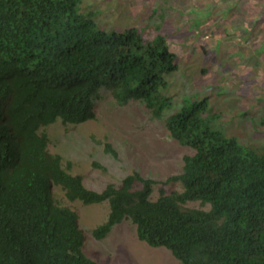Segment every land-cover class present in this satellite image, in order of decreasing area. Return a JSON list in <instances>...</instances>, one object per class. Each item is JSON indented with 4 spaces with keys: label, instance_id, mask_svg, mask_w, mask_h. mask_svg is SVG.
I'll use <instances>...</instances> for the list:
<instances>
[{
    "label": "trees",
    "instance_id": "16d2710c",
    "mask_svg": "<svg viewBox=\"0 0 264 264\" xmlns=\"http://www.w3.org/2000/svg\"><path fill=\"white\" fill-rule=\"evenodd\" d=\"M82 2L0 0V264H101L85 253L79 215L56 204L53 185L69 201L109 202L97 240L130 219L141 240L169 249L180 264H264V147L214 131L204 116L208 99L184 102L166 121L171 137L195 151L169 179L181 181L183 193L153 201L156 181L137 172L98 193L49 152L41 128L94 119L102 88L154 117L173 106L167 76L178 67L168 41L147 40L136 26L102 30L93 12L79 10ZM106 152L117 156L110 144ZM190 201L211 208L184 209Z\"/></svg>",
    "mask_w": 264,
    "mask_h": 264
},
{
    "label": "rangeland",
    "instance_id": "374dc122",
    "mask_svg": "<svg viewBox=\"0 0 264 264\" xmlns=\"http://www.w3.org/2000/svg\"><path fill=\"white\" fill-rule=\"evenodd\" d=\"M79 10L93 12L98 28L108 32H124L136 26L147 40L160 36L187 38L188 48L170 43L178 68L167 76V94L173 106L165 111V117L178 112L186 101L208 99L204 116L214 131L236 137L244 147H264V0H83ZM152 11L157 15L151 16ZM96 107L99 119L95 123L73 127L56 125L58 120L46 131L54 141L64 137V143L87 144L89 161L84 160L81 171L90 181L101 179V187L118 184L133 171L166 180L181 173L184 157L195 153L173 140L165 121L154 118L142 103L118 106L111 91L102 88ZM105 137L118 150L119 160L108 163L102 158L95 160L91 154L89 146L106 157L102 143ZM67 152L72 158L80 155L74 146ZM93 161L108 171L95 169ZM71 173L84 176L74 170ZM160 186L153 198L158 197ZM57 188L54 199L67 204ZM166 189L181 190L182 186L172 183ZM76 202L80 203L76 204L79 213H85V221L91 215L90 209H95L88 224L84 223L85 252L89 257L101 264H179L168 250H156L139 241L134 225L128 221L107 238L94 239L90 233L106 221L108 205L94 204L89 209L82 207L81 201ZM188 206L203 208L199 202Z\"/></svg>",
    "mask_w": 264,
    "mask_h": 264
},
{
    "label": "clouds",
    "instance_id": "9594fccd",
    "mask_svg": "<svg viewBox=\"0 0 264 264\" xmlns=\"http://www.w3.org/2000/svg\"><path fill=\"white\" fill-rule=\"evenodd\" d=\"M157 15V14H156ZM155 15V16H156ZM163 17V16H162ZM176 30H174L173 31V33L175 32ZM177 32H175L174 34H176ZM165 39L168 41V43H169V46H170V49H171V51L176 55V52L173 50V44H174V42H178L180 45H184L186 48H188V45H187V38H184L183 36H181L180 38H178V39H176V40H173V39H170V38H166L165 37ZM172 40V41H171ZM170 41V42H169ZM247 41V40H246ZM173 43L172 44V46H171V44L170 43ZM175 45H178V44H175ZM205 48V47H204ZM204 51H206V53H208V50L205 48L204 49ZM210 51H211V49H210ZM101 90V89H100ZM100 92V91H99ZM112 93V92H111ZM98 95H99V93L96 95V96H94V98H93V112L95 113V118L94 119H91V120H88V121H90V122H88V121H86V122H84V123H81V124H79V125H64L63 123H62V121L60 120L59 121V123H57L56 125H64V126H85V125H89V124H92V123H95V122H97L98 121V119H99V115H98V112H97V107H96V99H97V97H98ZM112 97H113V95H112ZM113 99H114V97H113ZM114 101H115V99H114ZM132 102H138V101H131V102H129L128 104H126V105H120V104H118L116 101H115V103L118 105V106H121V107H124V106H127V105H129L130 103H132ZM140 103V102H139ZM143 104V103H142ZM144 105V104H143ZM145 106V105H144ZM146 107V106H145ZM147 109V108H146ZM148 110V112L153 116V114L151 113V111L149 110V109H147ZM173 114H175V113H173ZM173 114H171V115H173ZM170 115V116H171ZM154 117V116H153ZM154 118H156V119H159V120H164L165 121V126H166V129H167V131H168V128H167V123H166V121H167V119L169 118V116L168 117H165V113H164V115H163V117L162 118H158V117H154ZM56 123V122H55ZM55 123H53V124H55ZM52 125V124H51ZM50 126V125H49ZM49 126H46V127H43V128H41V133H46L47 135H48V137H49V145H48V150H49V152L51 153V154H53V155H59V156H61L62 157V166H63V168H64V170L66 171V172H69V173H71V171L72 170H74V171H76V172H81V173H83L82 171H81V168L82 167H85L84 165H83V163H84V160L85 159H87L88 161H89V156H87V152H88V149H87V144H81V145H75L74 143H68V142H66V143H64L63 142V138L64 137H62L61 139H56L55 141L51 138V136L48 134V132L46 131V130H49L50 128H49ZM168 133H169V131H168ZM169 136L171 137V135H170V133H169ZM58 138V137H57ZM92 138H93V136H92ZM172 138V137H171ZM65 139H66V137H65ZM173 139V138H172ZM109 138H107V137H105V139L102 141V143H103V151H104V153L106 154V157H104L100 152H98V153H94V151H93V147L92 146H89L90 147V150H91V154L92 155H94L95 157H96V159L95 160H97V159H99V158H102V159H104L105 161H107L108 163H111L112 162V160H119L120 159V157H119V152H118V150L114 147V145L112 144V143H110L109 142ZM174 140V139H173ZM93 141H94V138H93ZM176 141V140H175ZM176 142H178V141H176ZM179 143V142H178ZM107 144H110L112 147H113V149L117 152V156H114V155H112L111 153H108V152H106V145ZM180 144V143H179ZM150 145H152V143L150 144ZM181 145V144H180ZM71 146H74L75 147V149H78V152L80 153V155L79 156H77L76 154H75V158H72L69 154H68V150H69V148L71 147ZM183 146V145H182ZM185 147H188V146H185ZM188 148H191V147H188ZM192 149V148H191ZM195 154V153H194ZM193 154V155H194ZM193 155H187V156H193ZM107 158H109V159H107ZM185 158V157H184ZM94 160V161H95ZM92 162V164L91 165H93L94 167H95V169L97 168L98 170L99 169H101L103 172H107L108 170H107V168L106 167H104V166H102L101 164H99L98 162ZM95 163H97V164H99L100 166L99 167H96L95 166ZM70 165V167H68ZM92 166V167H93ZM183 167H184V162H183ZM139 173L140 174V177L141 178H143V179H146V180H148V179H152V180H155L156 181V183L157 184H155L154 186H153V193H152V195H151V200H153V201H156V200H158L161 196H162V194H164V196H170V195H172L173 193H183L184 192V190H185V187H184V185H183V183L181 182V181H177V180H172V181H169V179H171L172 177H175V176H178V175H180V174H182V172H183V170H182V172L181 173H179V174H176V175H172V176H170V177H168L166 180H162V181H159V180H156V179H154L153 177H150L151 176V174L150 175H148V176H144L143 174L144 173H142V172H140V171H133L131 174H129V175H124L121 179H120V183H118V184H115V183H108V184H106L104 187H101V185L99 184V182H100V180L101 179H98V180H88L87 178H86V176H85V174H84V176H82V177H85V179H86V185H85V180H84V178H83V182H84V185H85V187L87 188V189H89V190H92V191H95V192H98V193H102L109 185H113V186H115L116 188H119V187H121L122 186V184H123V181L128 177V176H131V175H134V173ZM72 174V173H71ZM73 175H78V174H73ZM81 176V175H80ZM137 183H139V185H140V182L139 181H137ZM172 183H179L181 186H182V189L181 190H172V191H168L167 189H166V187L167 186H169L170 184H172ZM159 184H161V186H160V188H159V194H158V197L157 198H153V196H154V192H155V189H156V187H157V185H159ZM55 187H58V188H60V189H56L57 191H59V196H61V193H62V195H63V198H64V200H65V202L67 203V204H63L62 202H61V199H60V203L59 202H57L55 199H54V197H53V199H54V201L56 202V204H58V205H60V206H63V207H68V208H71L73 211H75V212H77L78 213V215H79V218H78V224H79V227H80V229L83 231V233H84V230H86V228H85V226H84V223L86 222L87 224H88V221L90 220V218L92 217L91 215H92V213L93 212H95V209L94 210H92V209H90V207H88V206H92V205H94V204H98V206L97 207H99L100 205H102V204H107L108 205V216H109V212H110V207H109V202L108 201H105V202H103V203H93V204H84L82 201H81V203L83 204V205H81L82 207H87V208H89L90 209V211H92L91 212V215H90V217L88 218V219H86V221H85V213L84 214H82L81 213V211H80V213H79V209L77 208V206H76V204H80V203H78V202H76V201H69L68 199H67V197H66V195H65V191H64V189L61 187V186H59V185H53V189H52V196H53V191H54V189H55ZM139 188H142V185L139 187ZM64 191V192H63ZM77 201H79V200H77ZM192 202H199L200 204H201V206L203 207V208H190L188 205L190 204V203H192ZM96 207V208H97ZM205 207V208H204ZM183 208L184 209H200V210H205V211H209L210 210V208H211V206L209 205V204H204V205H202V203L200 202V201H190V202H187L186 204H184L183 205ZM96 215H97V213H96ZM108 216L106 217V221L104 222V223H102V224H100V225H98V226H101V225H103V224H105L106 222H107V220H108ZM105 219V218H104ZM125 221H128V222H130V223H132L133 225H134V230H135V232H136V235H137V238H138V240L139 241H144V240H141L140 238H139V236H138V232H137V227H136V225L130 220V219H125V220H123L121 223H124ZM121 223H119V224H117V225H115L114 227H113V229L111 230V233L114 231V229L118 226V225H120ZM97 226V227H98ZM96 227V228H97ZM84 228V229H83ZM95 228V229H96ZM133 228V227H132ZM94 229V230H95ZM94 230L90 233V234H92V236H93V238L94 239H96L95 237H94V235H93V233H94ZM110 233V234H111ZM109 234V235H110ZM84 235H85V233H84ZM108 235V236H109ZM107 236V237H108ZM107 237H105V238H107ZM85 238H86V235H85ZM104 238V239H105ZM97 240V239H96ZM103 240V239H102ZM144 242H146V241H144ZM147 243V242H146ZM86 244H87V238H86ZM148 244V243H147ZM148 245H150V244H148ZM151 246V245H150ZM153 247V246H152ZM156 250L157 249H166V250H168L172 255H173V253L169 250V249H167V248H165V247H154ZM85 249H86V247H85ZM86 253V252H85ZM173 257L179 262V260L173 255ZM93 259V258H92ZM95 260V259H94ZM99 262V261H98ZM179 264H180V262H179Z\"/></svg>",
    "mask_w": 264,
    "mask_h": 264
}]
</instances>
